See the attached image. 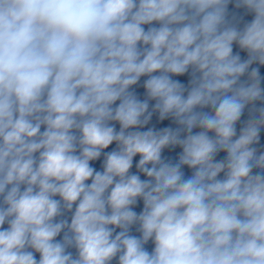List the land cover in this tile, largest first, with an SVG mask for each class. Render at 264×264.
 I'll list each match as a JSON object with an SVG mask.
<instances>
[{"label":"clouds","instance_id":"clouds-1","mask_svg":"<svg viewBox=\"0 0 264 264\" xmlns=\"http://www.w3.org/2000/svg\"><path fill=\"white\" fill-rule=\"evenodd\" d=\"M0 264H264V0H0Z\"/></svg>","mask_w":264,"mask_h":264}]
</instances>
